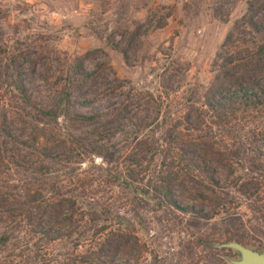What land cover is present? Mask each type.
Here are the masks:
<instances>
[{
    "label": "trees",
    "instance_id": "obj_1",
    "mask_svg": "<svg viewBox=\"0 0 264 264\" xmlns=\"http://www.w3.org/2000/svg\"><path fill=\"white\" fill-rule=\"evenodd\" d=\"M263 12L262 4L249 6L240 26L250 39L228 35L210 86L201 95L188 92L176 113L163 110L161 99L124 90L117 79L116 88L101 90L97 82L103 67L87 71L81 61L64 63L54 77L57 99L49 109H39L38 116L42 127L62 120L77 133L62 136L52 129L31 143L18 140L11 130L20 117L17 104H31L23 82L26 73L19 57L1 60L0 200L7 206V222L24 230L45 257L52 248L69 247L72 264H137L143 255L160 258L158 246L141 237L144 219L120 214L133 205L178 213L192 226L219 219L230 229L217 243L251 246L242 224L232 223L228 178L221 171L233 172L223 151L229 133H240L250 123L258 128L264 121ZM152 22L154 30L166 26ZM122 54L127 57L126 51ZM115 92L116 105L93 110ZM96 161L101 164L95 166ZM88 165L89 172L81 170ZM252 170L264 179V164H253ZM11 175L21 183L16 196L8 185ZM240 181L238 177L235 183ZM241 190L254 201L252 211L260 214L264 182L251 177ZM9 239L4 234L0 248ZM54 259L53 264H68ZM216 259L215 264H224Z\"/></svg>",
    "mask_w": 264,
    "mask_h": 264
},
{
    "label": "rangeland",
    "instance_id": "obj_2",
    "mask_svg": "<svg viewBox=\"0 0 264 264\" xmlns=\"http://www.w3.org/2000/svg\"><path fill=\"white\" fill-rule=\"evenodd\" d=\"M257 4L264 9V0H0V61L19 57L31 100L29 106H16L20 117L11 126L14 136L31 143L48 136L45 132L52 129L62 136L77 133L62 120L56 126H46V122L42 127L38 116L39 109L54 105V77L67 62L81 61L87 71L103 67L97 82L101 90L116 88L117 79L119 86L133 95L161 99L166 112L180 111L181 99L188 92L201 95L210 86L213 65L222 54L226 37L250 39L240 22L248 15L249 6ZM154 20L164 21L165 28L152 29ZM236 47L242 48L238 43ZM115 101L116 92L95 104L93 110L113 107ZM141 107L146 108L145 102ZM225 146L233 172L222 170L221 175L228 178L232 223L240 222L246 231L251 246L244 247L260 251L264 248V209L260 214L253 212L254 201L246 198L245 190L240 192V185L251 177L264 182L260 172L252 170L253 164H264V121L258 128L250 123L240 133L231 131ZM100 164L95 162V166ZM88 166L81 170L89 172ZM238 177L241 181L235 183ZM8 185L13 195L20 193L19 177L11 175ZM6 208L0 200V238L10 234L0 248V264H53L54 258L72 264L67 246L52 248L49 257L37 252L24 230L7 222L3 215ZM122 213L128 219H144L141 237L158 246L160 258L143 255L137 264H215L216 258L227 264L225 259H237L233 251H214L216 245L223 244L216 242L221 233L230 229L219 219L192 226L188 217L178 213L137 205Z\"/></svg>",
    "mask_w": 264,
    "mask_h": 264
},
{
    "label": "water",
    "instance_id": "obj_3",
    "mask_svg": "<svg viewBox=\"0 0 264 264\" xmlns=\"http://www.w3.org/2000/svg\"><path fill=\"white\" fill-rule=\"evenodd\" d=\"M215 248L230 250L236 253L237 259H225L227 264H264V248L256 251L235 242L219 244Z\"/></svg>",
    "mask_w": 264,
    "mask_h": 264
}]
</instances>
